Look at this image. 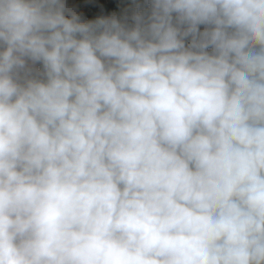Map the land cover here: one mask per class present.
I'll return each mask as SVG.
<instances>
[{
    "label": "clouds",
    "instance_id": "clouds-1",
    "mask_svg": "<svg viewBox=\"0 0 264 264\" xmlns=\"http://www.w3.org/2000/svg\"><path fill=\"white\" fill-rule=\"evenodd\" d=\"M146 4L0 0V264H264V0Z\"/></svg>",
    "mask_w": 264,
    "mask_h": 264
},
{
    "label": "built area",
    "instance_id": "built-area-1",
    "mask_svg": "<svg viewBox=\"0 0 264 264\" xmlns=\"http://www.w3.org/2000/svg\"><path fill=\"white\" fill-rule=\"evenodd\" d=\"M122 1L123 0H87L82 13V22L99 18V14H102V16L115 15L117 18H121Z\"/></svg>",
    "mask_w": 264,
    "mask_h": 264
},
{
    "label": "rangeland",
    "instance_id": "rangeland-1",
    "mask_svg": "<svg viewBox=\"0 0 264 264\" xmlns=\"http://www.w3.org/2000/svg\"><path fill=\"white\" fill-rule=\"evenodd\" d=\"M70 2H71V0H65L66 7L68 9L70 8L71 11L78 9L77 7L76 8L72 7V4ZM121 5H122V16H121V18H123L125 15L130 16L132 11L134 9H136L137 6H140L141 9L147 6L146 0H123ZM85 6H86V4H85ZM85 6H84V8H85ZM82 13H83V10L79 14L81 18H82ZM101 16H102V14H99V17H101Z\"/></svg>",
    "mask_w": 264,
    "mask_h": 264
},
{
    "label": "crops",
    "instance_id": "crops-1",
    "mask_svg": "<svg viewBox=\"0 0 264 264\" xmlns=\"http://www.w3.org/2000/svg\"><path fill=\"white\" fill-rule=\"evenodd\" d=\"M70 3L72 4V7L78 8V9H75L73 11L79 15L80 12L83 10L85 4L87 3V0H71ZM69 10H71V9L69 8ZM36 67L39 68L40 66L37 65Z\"/></svg>",
    "mask_w": 264,
    "mask_h": 264
}]
</instances>
